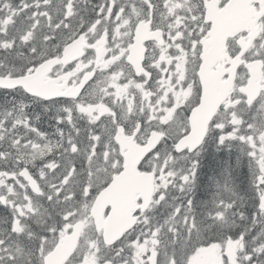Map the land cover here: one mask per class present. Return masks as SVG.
I'll list each match as a JSON object with an SVG mask.
<instances>
[{"label":"snow or ice","instance_id":"obj_1","mask_svg":"<svg viewBox=\"0 0 264 264\" xmlns=\"http://www.w3.org/2000/svg\"><path fill=\"white\" fill-rule=\"evenodd\" d=\"M0 264H264V0H0Z\"/></svg>","mask_w":264,"mask_h":264}]
</instances>
